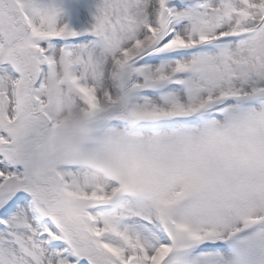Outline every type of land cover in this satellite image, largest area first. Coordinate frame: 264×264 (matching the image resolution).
I'll return each mask as SVG.
<instances>
[{
  "label": "snow or ice",
  "instance_id": "snow-or-ice-1",
  "mask_svg": "<svg viewBox=\"0 0 264 264\" xmlns=\"http://www.w3.org/2000/svg\"><path fill=\"white\" fill-rule=\"evenodd\" d=\"M0 264H264V0H0Z\"/></svg>",
  "mask_w": 264,
  "mask_h": 264
}]
</instances>
